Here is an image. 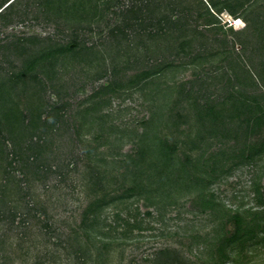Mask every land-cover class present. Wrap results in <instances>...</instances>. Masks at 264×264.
Wrapping results in <instances>:
<instances>
[{"label": "trees", "instance_id": "1", "mask_svg": "<svg viewBox=\"0 0 264 264\" xmlns=\"http://www.w3.org/2000/svg\"><path fill=\"white\" fill-rule=\"evenodd\" d=\"M23 1L0 0L3 26L27 16L29 5L78 21L93 19L100 11L96 0ZM183 1L132 0L117 12L122 19L110 30L113 39H129V30L138 29L143 37L148 33L155 39L157 49L143 59L146 64L141 70L125 80L117 75L107 80L91 96V102L78 111L80 127L85 132H92L94 127L102 130L93 136L98 145L93 147L89 143L83 149L89 190L94 197L85 208L80 225L89 242L74 251L80 260L92 247L98 264H107L113 245L123 244L122 236L128 237L143 227L144 215L153 213L149 208L158 211V217L185 208L194 217L206 215L213 223L209 232L191 233L197 239L195 244L199 243L198 248L207 243L206 254L198 255V262L188 258L184 263L185 257L178 249L163 247L156 252L153 264H252L250 252L258 244H264V166L254 179V206L233 207L215 188L234 167L245 163L256 166L257 160L264 158V11L253 9L256 0H195L188 5ZM106 2L103 5L107 8L120 0ZM225 11L234 18H243L246 26L235 30L230 24L225 28L221 23ZM210 30L214 41L220 42L216 50L208 42ZM229 30L236 36L232 42L227 38ZM77 33L73 30V37L67 42L33 34L0 45L7 51L11 47L22 59L17 68L11 61L8 62L11 68L0 62V169L4 166L6 175L0 203L9 193L6 186L11 180L20 187V192H26L29 174L38 178L52 169V164H46L42 158L51 151L46 135L58 129L67 115L63 112L64 104H48L43 93L44 80L47 78V83L55 88V102L61 100V90L53 85L60 62L66 63L85 50L95 54V47L84 40L81 43ZM181 55L190 65L199 66L200 71L187 81L171 77L172 83L165 80L163 85L157 83L153 87L156 92L151 94L157 104L150 117L144 118L142 131L112 122L114 112L104 109L112 104V96H118L122 89L153 83L168 71L175 75V68L186 63ZM205 63L220 70L212 75L203 68ZM119 70L115 65L113 72ZM214 83H220V93L205 89ZM11 89L20 94L12 97ZM103 94L110 96L105 99ZM29 96L39 97L42 106L22 108L23 97ZM13 111L20 118V125L31 127L27 139L19 146L13 143L14 131L8 125L13 121L9 117ZM2 117L7 120L2 121ZM107 133H120L113 138L119 149L114 146L108 152L97 153L100 144L111 142L104 136ZM127 137L134 146L123 153L121 148ZM78 140L85 142L80 135ZM4 160L9 167L3 165ZM15 163L20 165L14 166ZM77 163L70 159L67 165L76 167ZM9 168H18L23 175L13 179ZM139 203L148 208L143 214ZM112 207L115 225L107 224L105 216ZM13 209L1 219L15 222L17 213ZM106 224L110 226L104 229ZM118 226L122 227L120 237L113 232Z\"/></svg>", "mask_w": 264, "mask_h": 264}, {"label": "rangeland", "instance_id": "2", "mask_svg": "<svg viewBox=\"0 0 264 264\" xmlns=\"http://www.w3.org/2000/svg\"><path fill=\"white\" fill-rule=\"evenodd\" d=\"M106 1L108 0H96L100 5V11L93 19L85 18L78 21L70 16L45 12L42 7L29 5L31 10L22 20L16 19L6 26L0 23V45L9 43L19 36L33 34L41 37L50 36L53 40L67 42L73 37L72 31L76 30L81 43L84 40L95 47V54L88 53L86 50L81 54L78 52L72 60L66 63L60 62L58 65L59 70L57 77L53 80V85L55 84L56 88L61 90V100L55 102L57 99L56 90L48 84L50 82L47 83V78L44 80L45 90L43 93L48 104H64L63 112L67 117L66 120L61 121L58 129L46 135L51 151L45 153L42 158L46 164H52V169L45 171V174H40L38 178L29 174L26 192H20V187L13 180L6 186L9 193L0 203V264H98V261L94 259L95 248L91 247L90 251L85 253L83 260L78 259L74 252L80 244L86 246L89 242L80 225L83 212L94 197L89 190L83 149L89 143L93 147L98 145L93 136L96 132H102L99 127H94L95 130L92 132H85V129L80 127L78 111L89 104V101L91 102V96L107 80L114 79L116 75L125 80L128 75H133L141 70L146 64L143 59L147 58L148 53L153 54L157 49L155 39L149 37L148 33H145L143 37L138 29L129 30V39H113L110 30L122 19L117 12L129 3L131 4L132 0H120L107 8L105 6L108 2ZM164 1L170 3L174 0ZM194 2L195 0L183 1L187 5ZM252 7L263 12L264 0H256ZM221 17V23L225 25V28H229L232 24L233 29L238 30L247 24L243 18H234L227 11L221 14ZM208 33L211 36L208 42L210 45L213 44L211 49L220 48V44H218L220 42L214 41V33L211 30ZM217 37L220 38V36ZM227 38L232 42L236 36L229 30ZM118 39L120 42L117 41ZM138 39H142L143 42ZM40 45L38 44V46ZM237 48H240V45ZM11 50V47L9 51L0 47V62L4 63L3 65L6 67L11 68L12 65L17 68L22 63V59ZM181 57L186 63H184L185 66L175 68V75L168 71L153 83H141L129 90H119L118 96H112V94V104L104 106L106 111L114 112L115 117L112 118V122L117 123L116 125L120 127L126 126L142 131L144 118L150 117L156 108L157 102L151 94V92L153 94L156 92V88L153 87L157 83L163 85L165 80L172 83L171 77L177 81H187L195 77L196 71H200L199 66L194 67L189 64L186 57L182 55ZM9 61L12 62L11 65L8 63ZM176 62L179 63L180 59L176 58ZM127 64L130 65V68H124ZM115 65L118 69L120 68L116 74L113 72ZM204 67L212 75H216L217 70H220L219 67L215 68L214 64L205 63ZM2 75H5V71ZM212 81L213 79L210 80L211 83H213ZM208 88L214 89L217 93H220L221 89L220 83L208 84L205 89ZM10 91L14 98L17 96L16 94H20H14L13 89ZM10 94L7 93L11 96ZM109 96L103 94L105 99ZM42 103L43 101L39 97H23L22 108L38 107L42 106ZM86 113L84 112V116ZM11 114L9 117L11 116L13 119L12 125H8L14 131L13 143L19 146L27 139L31 127L20 125V118L16 115V111ZM30 118L31 114L29 113L28 119ZM3 120L7 119L3 118ZM186 126L184 125V127ZM76 129L79 130L78 134ZM117 134L120 133L104 134L110 138L111 142L100 144L97 153L108 152L114 146L119 149L116 144L117 140L113 139ZM78 135L85 142L78 140ZM128 139V137L125 138L126 142H123L121 148L123 153L134 146V143ZM25 146L26 143L23 147ZM70 159L78 161L76 167L67 165ZM5 161H3V165H7ZM256 163V166L245 163L234 167L231 173L223 176L215 184L220 197L233 207L242 206L241 209H244L255 205L254 179H257L260 168L264 166V158L258 159ZM17 165L20 164H14V166ZM3 167L0 169V194L6 177ZM9 169L13 179L23 175L18 168ZM11 207L15 208L13 210L17 213L16 221L1 219L3 214H8ZM140 208L142 214L148 209L145 205H141ZM149 209L153 213L144 215L143 227L135 229L133 234L128 237L122 236L123 244L113 245L106 260L107 264H153L156 252L163 247L178 249L185 257L182 259L184 263L188 262V258L198 262L197 256L206 254L204 247L207 243H201L198 248L199 243L195 244L197 239L192 238L191 233L211 231L213 223L208 220L209 217L201 214L194 217L185 208H181L180 212L177 209L171 210L162 217H158V211ZM8 216L10 217V214ZM105 216L107 224L115 225L113 207L107 209ZM107 224L106 227H103L104 229L110 226ZM120 231H122L121 226L113 230L117 237H120ZM250 254L252 264H264V244H258Z\"/></svg>", "mask_w": 264, "mask_h": 264}]
</instances>
